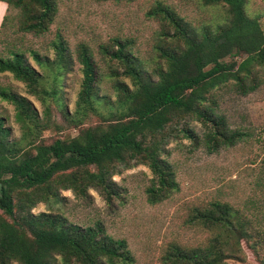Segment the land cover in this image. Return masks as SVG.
<instances>
[{"label": "rangeland", "instance_id": "374dc122", "mask_svg": "<svg viewBox=\"0 0 264 264\" xmlns=\"http://www.w3.org/2000/svg\"><path fill=\"white\" fill-rule=\"evenodd\" d=\"M52 2L56 10L53 20L39 34L19 30L20 22L29 16L3 2L0 22V59L9 58V50L18 51L36 75L33 92L8 73H0V88L29 102L35 113L34 119L28 120L30 130L38 132L45 144L103 125L110 113L122 109L120 90L131 91L135 84L106 55L115 50L114 40L126 44L140 76L155 81L159 70H164L159 52H177L181 47L176 25L196 40L224 29L230 21L225 5L203 0ZM27 12L31 16L36 8L29 7ZM244 13L257 20L264 38V0H246ZM57 41L64 46L63 59L55 57ZM80 45L90 52L97 76L93 95L84 104L77 102ZM258 72L262 80L264 72ZM213 96L217 113L230 129L243 131L246 140L207 153L200 142L204 133L200 123L178 118L168 124L161 136L160 159L171 165L176 190L161 202L146 201L145 190L154 176L146 166L131 165V161L129 168L119 165L115 168L118 173L110 177V204L90 188L81 198L69 190H58V202L49 199L37 203L30 213L58 216L82 228L99 225L107 236L124 241L131 264H182L179 256L215 252L221 245L226 251L236 248L232 255L225 253L229 255L222 264H264V83L244 95L227 87L216 90ZM0 119L2 127L9 130L8 139L25 148L28 137L21 139L23 131L14 119V109L1 98ZM181 128L198 136L199 144L176 133ZM214 202L239 211L240 216H232L231 223L246 226L248 242L218 227L205 228L199 214L211 211ZM242 220H247L246 224Z\"/></svg>", "mask_w": 264, "mask_h": 264}, {"label": "trees", "instance_id": "16d2710c", "mask_svg": "<svg viewBox=\"0 0 264 264\" xmlns=\"http://www.w3.org/2000/svg\"><path fill=\"white\" fill-rule=\"evenodd\" d=\"M203 1L225 5L230 15L228 25L196 40L176 25L181 47L177 52L165 49L159 52L164 70H159L155 81L141 77L135 70L126 44L113 41L115 50L106 55L123 68L122 74L135 87L128 92L120 90L123 107L120 112L110 113V119L103 125L87 127L72 138L45 144L38 132L30 130L28 120L34 119L35 113L29 102L0 88L1 100L13 107L14 119L21 125V139L28 137L27 148L18 147L8 139L9 130L2 127L0 119V264H131L124 241L107 236L99 225L82 228L58 216L45 213L34 216L30 210L49 199L58 202V190H69L81 198L90 188L110 204L113 197L110 177L118 173L115 168L119 165L129 168L133 164L146 166L154 176V182L145 190L146 201L161 202L176 190L171 165L160 159L161 136L165 127L178 118H189L202 125L200 142L207 153L246 140L243 131L230 129L217 113L213 95L227 87L244 95L264 83V78L258 77V71L264 72V38L257 20L244 13L246 0ZM0 2L29 16L20 22L19 30L34 34L47 29L56 11L52 0ZM29 7L36 8V13L28 15ZM53 50L55 57L64 58L62 42L57 41ZM8 55L9 58L0 59V73L10 74L33 92L36 75L23 54L9 50ZM31 57L38 59L34 54ZM225 58L231 60L224 61ZM77 61L81 74L77 102L84 104L93 95L97 76L90 52L83 45L77 49ZM46 125L47 122L43 127ZM176 133L194 145L199 144L198 136L183 128ZM211 208L199 214L205 228L218 227L248 242L246 226L245 229L231 223L232 216H240L238 210L218 202ZM246 222L242 220V224ZM223 246H217L215 252L178 255L179 261L222 264L223 258L236 250L229 246L226 251Z\"/></svg>", "mask_w": 264, "mask_h": 264}, {"label": "clouds", "instance_id": "9594fccd", "mask_svg": "<svg viewBox=\"0 0 264 264\" xmlns=\"http://www.w3.org/2000/svg\"><path fill=\"white\" fill-rule=\"evenodd\" d=\"M3 13L0 11V22H2Z\"/></svg>", "mask_w": 264, "mask_h": 264}, {"label": "crops", "instance_id": "0c3cea01", "mask_svg": "<svg viewBox=\"0 0 264 264\" xmlns=\"http://www.w3.org/2000/svg\"><path fill=\"white\" fill-rule=\"evenodd\" d=\"M3 9V4L0 2V11Z\"/></svg>", "mask_w": 264, "mask_h": 264}]
</instances>
